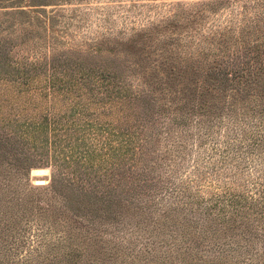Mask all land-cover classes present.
<instances>
[{
	"label": "rangeland",
	"instance_id": "obj_1",
	"mask_svg": "<svg viewBox=\"0 0 264 264\" xmlns=\"http://www.w3.org/2000/svg\"><path fill=\"white\" fill-rule=\"evenodd\" d=\"M262 11L264 0H14L0 5V38L16 37L22 32L21 24H26L28 60L37 57L30 49L41 46L43 55L68 57L69 65L79 63L92 81L102 79L104 88H95V95L120 88V98L104 100L105 107L92 102L89 109L96 116L91 119L96 118L104 129L130 128L145 134L162 115L169 118L182 108L190 112L192 105L217 113L230 97L240 96L230 90L222 93L212 72L221 67L264 70V15H258ZM255 45L260 47L257 52H253ZM11 51L12 57L22 55L23 47ZM256 54L258 60L251 58ZM39 79L46 81L44 73ZM84 89L76 90V95L84 93L81 98L70 94L73 101L65 103L92 101ZM6 96L13 102L11 112L20 113L24 121L40 120L48 108L63 111L60 101L39 99L32 91ZM196 117L201 118L199 113ZM193 121L191 116L189 124ZM160 141L133 166L131 173L137 177L131 194L125 184L132 175L123 167L115 189L98 187L90 203H80L81 198L62 181L52 183L55 150L51 143L23 151L18 145L15 154L0 148V264H180L182 256L190 264H205V249L200 256L188 257L182 249L177 259L172 257L175 244L184 247L191 239L200 240L202 233L194 223L185 225L180 215L167 217L178 207L165 202L171 198L167 180L173 178L165 172L178 168L169 161L170 153L164 156ZM16 156H30L27 163L36 167L26 173ZM184 166L177 170V178L194 179L192 170L183 171ZM77 175L80 172L73 177ZM250 175L253 172L247 168V179ZM39 180L46 184L35 185ZM219 181L211 175L202 179L201 197L209 201L223 193L225 181ZM232 187L242 192L236 183ZM238 232L221 236L219 231L215 235L220 243H216L231 242Z\"/></svg>",
	"mask_w": 264,
	"mask_h": 264
},
{
	"label": "trees",
	"instance_id": "obj_2",
	"mask_svg": "<svg viewBox=\"0 0 264 264\" xmlns=\"http://www.w3.org/2000/svg\"><path fill=\"white\" fill-rule=\"evenodd\" d=\"M10 4H14V0H0V5ZM258 15L259 17L264 15V11ZM21 25L22 32L16 37L9 35L0 38V82L7 83L0 84L1 149L15 154L16 147L19 146L23 151L28 147L43 148L45 144L51 143L55 150L53 155L55 173L51 178L52 183L56 179L62 181L67 189L76 192L77 198H81L80 203H90L91 197L97 196L95 194L100 191L98 187L109 185L111 189H115L118 176L124 174L123 167L126 169L128 167L131 176L133 166L142 160L143 155L146 158L151 148H157L153 147V144L157 142L160 144L162 139L161 145L166 152L164 156L170 153L167 155L171 157L169 161H173L178 168L165 172L166 176L173 177L167 180V184L172 187L169 189L171 198L165 202H171L178 207L173 216L168 212L171 216L167 217L174 218L180 215L185 225L190 226L194 223L202 233L200 240L191 239L184 247L175 244L172 248L175 256L172 257L177 259V254L182 249L187 251L188 257L200 256L201 250L205 249L203 251L207 253L204 256L207 258L205 264H264L263 69L239 67L215 69L216 71L212 72L215 86L222 93L230 90L231 94L235 92L237 95L240 94L239 97H230L231 101L227 106L222 110L218 109L217 113L215 110L203 112L199 105H192L190 112L184 108L180 109L176 113L180 114L179 116L169 118L165 115L160 116L161 119L150 123L151 128H148L145 134H142V130L133 131L130 128L123 129L125 132L119 129L114 131L104 129V126L97 123L96 118L91 119L96 113L90 112L89 106L96 103L94 105L105 107L107 103H104V100L120 98V88L104 89L95 95L93 93L95 88L99 86L104 88L102 79L92 81L88 71H82L79 63L69 65L68 57L55 58L45 53L43 55L40 52L41 46L36 50L30 49V53L37 57L34 61L28 60L26 55L29 49L27 51L26 45L30 28L26 24ZM0 27H3L2 24ZM251 29L258 32L254 28ZM43 40L46 41L47 38L44 37ZM257 40L259 38L255 42ZM17 45L23 47L22 55L10 56L11 48ZM259 48L255 45L253 52H257ZM259 54L251 58L258 60ZM43 73L46 79L44 83L39 79ZM212 86L214 88V85ZM82 89L91 93L92 101L86 103L85 100H80L71 106L65 103L67 99H71L68 98L70 94ZM2 90L16 95L35 92L39 99L60 101L63 111L56 113L48 108L40 115V120L25 118L24 121L20 118V113L11 112L13 102L8 99L7 93L1 92ZM82 95L83 92L75 94L77 98H81ZM198 113L201 118L196 117ZM191 116L194 117V121L190 125ZM151 152L160 151L158 149ZM16 158L20 160L21 165L24 163L21 168L25 166L26 173L36 167L33 162L27 163L31 160L30 156ZM183 166V171L192 170L194 179L190 177L184 180L181 179V175L180 179L177 178V170ZM247 168L253 172L250 179L246 177ZM45 172L46 170L33 171L36 174ZM79 172L80 175L74 178L73 176ZM207 175L218 179V183L220 179L225 181L223 178H227L223 185V193L209 197V201L201 197L200 183ZM136 177L132 175V180L125 184L128 187L127 193L134 191ZM160 177L159 181L163 180ZM234 183L241 187L242 192H234L232 187ZM86 189H92L93 192H87ZM214 210L216 213H212ZM236 230L239 232L233 235L235 238L231 239V242H223L221 245L216 243L219 242L215 235L217 232L221 231L223 236L226 231ZM151 251L153 252L149 249V252ZM166 256L170 257L168 253ZM180 258H182L178 260L180 264H190L186 262L184 256Z\"/></svg>",
	"mask_w": 264,
	"mask_h": 264
},
{
	"label": "water",
	"instance_id": "obj_3",
	"mask_svg": "<svg viewBox=\"0 0 264 264\" xmlns=\"http://www.w3.org/2000/svg\"><path fill=\"white\" fill-rule=\"evenodd\" d=\"M34 183H35V185H37V186H43V185L46 184L45 181H41V180H39V181H35Z\"/></svg>",
	"mask_w": 264,
	"mask_h": 264
}]
</instances>
